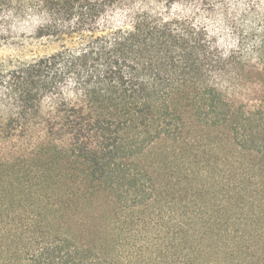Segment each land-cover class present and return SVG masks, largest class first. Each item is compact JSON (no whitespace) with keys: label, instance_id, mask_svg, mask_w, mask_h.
Returning a JSON list of instances; mask_svg holds the SVG:
<instances>
[{"label":"trees","instance_id":"obj_1","mask_svg":"<svg viewBox=\"0 0 264 264\" xmlns=\"http://www.w3.org/2000/svg\"><path fill=\"white\" fill-rule=\"evenodd\" d=\"M0 264H264V0H0Z\"/></svg>","mask_w":264,"mask_h":264},{"label":"rangeland","instance_id":"obj_2","mask_svg":"<svg viewBox=\"0 0 264 264\" xmlns=\"http://www.w3.org/2000/svg\"><path fill=\"white\" fill-rule=\"evenodd\" d=\"M51 52V48H46L35 40H26L13 44H0V67L15 65L17 62L31 60Z\"/></svg>","mask_w":264,"mask_h":264}]
</instances>
